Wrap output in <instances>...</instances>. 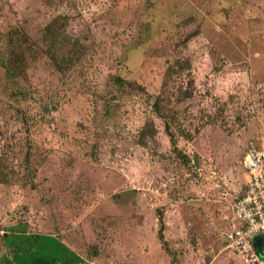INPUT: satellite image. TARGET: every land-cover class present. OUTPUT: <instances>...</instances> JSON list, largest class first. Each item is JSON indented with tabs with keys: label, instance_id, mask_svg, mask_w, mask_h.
<instances>
[{
	"label": "rangeland",
	"instance_id": "1",
	"mask_svg": "<svg viewBox=\"0 0 264 264\" xmlns=\"http://www.w3.org/2000/svg\"><path fill=\"white\" fill-rule=\"evenodd\" d=\"M249 142L264 0H0V264H243Z\"/></svg>",
	"mask_w": 264,
	"mask_h": 264
},
{
	"label": "built area",
	"instance_id": "2",
	"mask_svg": "<svg viewBox=\"0 0 264 264\" xmlns=\"http://www.w3.org/2000/svg\"><path fill=\"white\" fill-rule=\"evenodd\" d=\"M242 168L247 183L231 206L230 223L221 236L224 249L243 264H264V257L254 246L256 237H264V147L249 142Z\"/></svg>",
	"mask_w": 264,
	"mask_h": 264
},
{
	"label": "trees",
	"instance_id": "3",
	"mask_svg": "<svg viewBox=\"0 0 264 264\" xmlns=\"http://www.w3.org/2000/svg\"><path fill=\"white\" fill-rule=\"evenodd\" d=\"M49 31V29H48ZM123 79L121 78H116L115 79V83L116 84H119V85H122L123 83ZM154 111L156 112L157 115L159 116H162V113H161V109H160V106H159V99H156L155 102H154ZM166 130H168V128L166 127ZM169 132V131H168ZM169 136H170V141L172 143V145H174V139H173V136L171 135V133H168ZM32 237H36V235H33ZM161 238V236H160ZM67 249V252L69 255H71V257L74 259V260H79V257L77 255H75L70 249H68L67 247H65ZM26 264H65V261H63V257H55V256H52V257H34V258H31L28 260V262H26Z\"/></svg>",
	"mask_w": 264,
	"mask_h": 264
},
{
	"label": "water",
	"instance_id": "4",
	"mask_svg": "<svg viewBox=\"0 0 264 264\" xmlns=\"http://www.w3.org/2000/svg\"><path fill=\"white\" fill-rule=\"evenodd\" d=\"M254 246L258 253L264 257V237L263 236H258L256 237L254 241Z\"/></svg>",
	"mask_w": 264,
	"mask_h": 264
},
{
	"label": "crops",
	"instance_id": "5",
	"mask_svg": "<svg viewBox=\"0 0 264 264\" xmlns=\"http://www.w3.org/2000/svg\"><path fill=\"white\" fill-rule=\"evenodd\" d=\"M264 147V146H263ZM247 176V175H246ZM229 219H228V221H227V223H226V228L229 226V223H230V219H231V213H230V216L228 217ZM225 228V229H226Z\"/></svg>",
	"mask_w": 264,
	"mask_h": 264
}]
</instances>
